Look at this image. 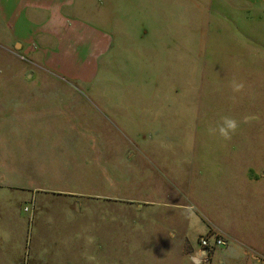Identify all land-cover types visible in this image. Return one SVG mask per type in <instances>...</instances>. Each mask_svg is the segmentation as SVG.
I'll return each instance as SVG.
<instances>
[{
  "label": "rangeland",
  "instance_id": "1",
  "mask_svg": "<svg viewBox=\"0 0 264 264\" xmlns=\"http://www.w3.org/2000/svg\"><path fill=\"white\" fill-rule=\"evenodd\" d=\"M260 4L222 0L212 8L203 0L198 10L194 4L177 47L155 63L132 53L137 41L128 32L127 47L114 61L101 59L89 81L57 76L19 45H0V86L73 88L55 106L60 119L49 123L51 134L19 167V180L41 189L34 198L18 189L11 201L19 250L74 264L63 240L54 248L55 240H40L35 228L44 221L52 232L80 227L84 236L91 221L99 234L91 244L96 253L83 249L82 264H193L200 235L211 229L223 233L224 246L237 239L264 256L249 246L256 244L250 233L264 239ZM248 169L261 179L249 180ZM79 201L88 204L79 210Z\"/></svg>",
  "mask_w": 264,
  "mask_h": 264
},
{
  "label": "crops",
  "instance_id": "2",
  "mask_svg": "<svg viewBox=\"0 0 264 264\" xmlns=\"http://www.w3.org/2000/svg\"><path fill=\"white\" fill-rule=\"evenodd\" d=\"M220 1L208 0L212 8L219 6ZM249 1L256 7L264 4V0ZM194 4L198 10L203 0H0V45L9 50L19 45L22 53L34 56L42 68L57 76L89 81L97 75L101 59L114 61L127 47L128 32H135L130 36L137 41L132 53H137L141 62L155 63L163 56L169 57L171 48L177 47L178 30H187ZM87 60H92L91 66L84 64ZM72 90L54 86H0V264H60L55 262L60 256L54 260L39 251L32 254L27 248L24 254L18 249L19 227L11 201L16 199L18 189L28 190L31 198L35 197L34 191L41 190L31 189L19 180L18 175L24 172L19 167L27 164V155L32 156L34 144L51 134L49 123H58L60 119L55 106L65 102L66 96L72 94L67 91ZM61 113L65 120V113ZM49 114H54L52 121H48ZM246 176L252 182L261 179L260 173L251 169ZM87 204L79 201L77 208L80 210ZM75 225L76 229L81 222ZM88 227L89 234L84 232V236L80 227L77 233L52 232L43 221L35 228V236L40 240L54 239V248L60 242L58 239L63 240L66 255L73 253L74 264H82V255H86L82 250L90 255L96 253L91 244L99 237L95 222L87 221L85 229ZM250 235L256 243L249 244L250 248L264 249V239L258 233ZM82 237L87 240L84 244ZM258 253H249L245 243L233 239L218 247L212 260L215 258L214 264H260L255 257Z\"/></svg>",
  "mask_w": 264,
  "mask_h": 264
},
{
  "label": "built area",
  "instance_id": "3",
  "mask_svg": "<svg viewBox=\"0 0 264 264\" xmlns=\"http://www.w3.org/2000/svg\"><path fill=\"white\" fill-rule=\"evenodd\" d=\"M225 243V237L220 230H208L206 233L200 235L198 248L194 255L200 258V262L203 261L204 263L211 264L213 252L218 247L224 246ZM255 257L259 260L260 264H264V256L257 254Z\"/></svg>",
  "mask_w": 264,
  "mask_h": 264
},
{
  "label": "clouds",
  "instance_id": "4",
  "mask_svg": "<svg viewBox=\"0 0 264 264\" xmlns=\"http://www.w3.org/2000/svg\"><path fill=\"white\" fill-rule=\"evenodd\" d=\"M224 123H225L228 130H234L236 127L235 122L232 120H226ZM219 131H220L221 135L227 136V134H228L225 131V127H220ZM190 259L193 261V264H200V258L198 256H192Z\"/></svg>",
  "mask_w": 264,
  "mask_h": 264
}]
</instances>
